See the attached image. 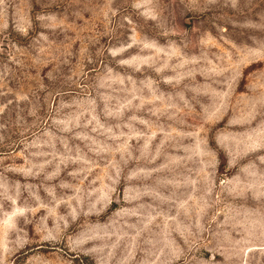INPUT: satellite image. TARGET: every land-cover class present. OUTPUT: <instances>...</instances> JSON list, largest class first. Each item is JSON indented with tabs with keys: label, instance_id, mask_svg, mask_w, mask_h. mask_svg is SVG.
Listing matches in <instances>:
<instances>
[{
	"label": "rangeland",
	"instance_id": "obj_1",
	"mask_svg": "<svg viewBox=\"0 0 264 264\" xmlns=\"http://www.w3.org/2000/svg\"><path fill=\"white\" fill-rule=\"evenodd\" d=\"M0 264H264V0H0Z\"/></svg>",
	"mask_w": 264,
	"mask_h": 264
}]
</instances>
